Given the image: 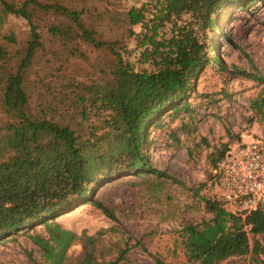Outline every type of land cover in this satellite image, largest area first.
<instances>
[{
	"label": "trees",
	"instance_id": "1",
	"mask_svg": "<svg viewBox=\"0 0 264 264\" xmlns=\"http://www.w3.org/2000/svg\"><path fill=\"white\" fill-rule=\"evenodd\" d=\"M263 1L146 0L119 15L103 11L102 21L117 26L118 18L122 37H133L134 46L129 47L122 37L97 39L84 22L87 8L0 0V25L13 14L30 27L16 71L0 80V129L10 147L0 163V241L25 234L48 264H62L75 235L54 217L84 203L114 217L95 197L103 182L122 174L166 176L147 160L146 130L161 124L167 115L189 109L188 99L206 68L227 71L215 46V35L225 36L222 11ZM137 25L139 31L134 29ZM39 29L72 54L85 56L82 44L106 46L113 59L104 76L90 83L65 77L58 91H29L23 70L42 46ZM3 38L14 41L13 36ZM5 53L0 45V58ZM232 72L264 83L255 66L251 72ZM228 149L224 144L212 154V183V169ZM203 201L211 217L181 226L187 261L220 264L232 257H248L250 264H264V210L242 217L228 211L214 194ZM37 225L44 226L47 237L30 233ZM127 251L125 247L106 264H118ZM78 264L99 263L85 248Z\"/></svg>",
	"mask_w": 264,
	"mask_h": 264
},
{
	"label": "rangeland",
	"instance_id": "2",
	"mask_svg": "<svg viewBox=\"0 0 264 264\" xmlns=\"http://www.w3.org/2000/svg\"><path fill=\"white\" fill-rule=\"evenodd\" d=\"M37 1L87 8L89 12L83 14L86 26L97 39L112 40L122 37L119 19L117 26L110 22L109 26L102 21L103 11L111 10L119 15L129 6L146 0ZM220 18L225 36L217 33L215 46L227 71L206 68L188 99L189 109L167 115L161 124L146 130L147 160L151 167L164 171L166 176L122 174L103 182L95 197L114 217L105 215L90 203L54 217L75 235L62 264H78L85 248L91 250L96 262L106 264L117 258L125 247L128 251L118 264H157V258L168 264H190L181 226L211 217L203 198L214 194L212 154L224 144L231 146L252 137L264 140V83L232 72L237 69L251 72L255 66L264 75V1L241 8L229 7L222 11ZM134 29L139 31L140 28L137 25ZM40 33L42 46L23 70L27 88L33 93L58 91L65 77L85 83L98 81L113 59L106 46L82 44L80 49L85 56H81L64 49L47 31ZM4 35L13 36L14 41H8ZM29 37L30 27L24 18L13 14L4 17L0 25V45L6 53L0 58V80L16 71ZM122 40L129 47L134 46L133 37L124 35ZM9 152L0 129V163ZM35 231L48 236L43 225H37L30 233ZM261 241L264 246V240ZM0 264L48 262L27 235L18 234L0 241ZM220 264L250 263L248 257H232Z\"/></svg>",
	"mask_w": 264,
	"mask_h": 264
},
{
	"label": "built area",
	"instance_id": "3",
	"mask_svg": "<svg viewBox=\"0 0 264 264\" xmlns=\"http://www.w3.org/2000/svg\"><path fill=\"white\" fill-rule=\"evenodd\" d=\"M212 172L213 193L228 211L244 217L264 210V140L252 137L229 146Z\"/></svg>",
	"mask_w": 264,
	"mask_h": 264
}]
</instances>
